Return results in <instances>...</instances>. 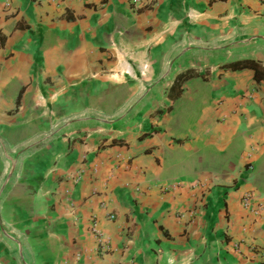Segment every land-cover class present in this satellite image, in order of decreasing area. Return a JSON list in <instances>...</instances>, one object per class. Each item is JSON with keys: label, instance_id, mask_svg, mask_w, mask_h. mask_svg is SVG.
<instances>
[{"label": "crops", "instance_id": "0c3cea01", "mask_svg": "<svg viewBox=\"0 0 264 264\" xmlns=\"http://www.w3.org/2000/svg\"><path fill=\"white\" fill-rule=\"evenodd\" d=\"M0 264H264V1L0 0Z\"/></svg>", "mask_w": 264, "mask_h": 264}, {"label": "trees", "instance_id": "16d2710c", "mask_svg": "<svg viewBox=\"0 0 264 264\" xmlns=\"http://www.w3.org/2000/svg\"><path fill=\"white\" fill-rule=\"evenodd\" d=\"M220 67L224 69H240V68H250L253 70V77L255 79L261 78L263 76L262 74V67L259 65V63L251 58H242V59H234L230 61L223 62L219 65ZM192 75V71L190 69H186L182 72L181 76L176 75L175 77H182V79H185ZM149 133V132H146ZM114 142L111 140V143Z\"/></svg>", "mask_w": 264, "mask_h": 264}, {"label": "built area", "instance_id": "2783aa9c", "mask_svg": "<svg viewBox=\"0 0 264 264\" xmlns=\"http://www.w3.org/2000/svg\"><path fill=\"white\" fill-rule=\"evenodd\" d=\"M131 1L132 3H136L138 2V0H129ZM261 1H264V0H261ZM241 206L243 208H247L249 209L251 206H252V195H251V192H245L243 193V195L241 196ZM258 208H260V204L257 205V208L256 209H253L251 207V210H253V212L257 213L258 211ZM108 217H112V215H109ZM91 231L96 235V236H99L98 234V230L96 229L94 223H92L91 225Z\"/></svg>", "mask_w": 264, "mask_h": 264}]
</instances>
